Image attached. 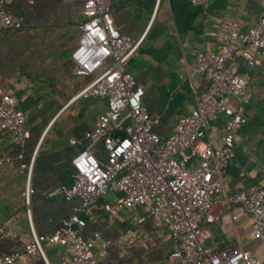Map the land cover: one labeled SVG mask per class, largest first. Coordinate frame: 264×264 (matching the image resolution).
Instances as JSON below:
<instances>
[{"label":"crops","instance_id":"crops-1","mask_svg":"<svg viewBox=\"0 0 264 264\" xmlns=\"http://www.w3.org/2000/svg\"><path fill=\"white\" fill-rule=\"evenodd\" d=\"M5 9L22 17L17 30L0 33V82L16 108L25 115V141L21 159L12 137L0 130V253L22 251L35 234L52 232L75 204L60 195H48L72 181L70 158L89 145L85 134L104 112V99L79 97L87 77L72 75L69 53L77 41L81 20L80 0H5ZM264 10V0H208L204 7L188 0H109L113 26L131 41L141 37L125 68L142 88L141 105L156 117L153 127L159 137L167 136L180 115L188 113L205 90L208 75L195 76L189 68L201 50L219 51L231 30L254 26ZM236 72L246 77V95L239 104L245 122L233 132L234 154L226 166L224 189L233 193L248 185L264 184V48L252 67L236 58ZM236 106L235 102H231ZM223 117L209 126L199 146L220 145ZM73 141V142H71ZM102 159L101 142L89 147ZM31 163L28 205L24 204L25 169ZM120 197L116 190L96 201L92 216L81 234L99 233L91 254L98 264H162L171 251L169 229L154 228L144 216L148 207L133 211H105ZM28 215H27V211ZM216 222L205 225V244L214 248L240 247L259 256L264 250L249 238L247 217L230 216L224 197L216 198ZM45 260L56 264L71 254L69 246L42 244ZM11 264H45L38 254H22Z\"/></svg>","mask_w":264,"mask_h":264},{"label":"built area","instance_id":"built-area-1","mask_svg":"<svg viewBox=\"0 0 264 264\" xmlns=\"http://www.w3.org/2000/svg\"><path fill=\"white\" fill-rule=\"evenodd\" d=\"M80 1L81 20L69 59L72 75L87 77L88 82L77 96L104 99L106 108L85 134L88 147L70 158L69 186L60 185L48 193L66 201L74 199L70 212L48 234H35L30 227L31 241L22 251L0 253V264H11L22 254H38L48 264L44 243L70 247V256L56 264H98L91 249L99 233L83 236L81 232L97 199L111 190L118 191L120 197L112 204H103L105 211H133L145 206L146 215L137 216L136 223L148 218L152 227L169 229L171 251L162 264H260L259 256L249 249L206 245L209 232L205 225L218 220L219 213L213 212V207L216 198L224 197L226 208L235 211L230 218L247 217L249 238L264 250V184H251L230 194L224 189L226 166L234 154L233 132L245 122L239 104L245 99L246 77L236 72L234 60L246 67L255 64L264 48V10L254 26L231 30L219 51L195 54L189 71L195 76L208 75L207 87L197 96L195 106L177 118L171 132L159 137L153 130L158 120L142 107V88L125 68L141 37L131 41L118 32L109 15V0ZM188 2L204 7L208 0ZM4 3L0 0V33L22 25V17L9 13ZM220 116V145L199 146L206 129ZM24 122L25 115L2 91L0 82V130L12 137L18 149L16 159L22 157ZM96 141L101 142L102 159L89 149ZM9 161L0 155V163ZM20 167L25 169L21 195L28 205L31 163H21Z\"/></svg>","mask_w":264,"mask_h":264}]
</instances>
